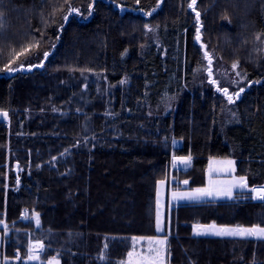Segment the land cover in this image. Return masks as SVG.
<instances>
[{
	"label": "trees",
	"instance_id": "1",
	"mask_svg": "<svg viewBox=\"0 0 264 264\" xmlns=\"http://www.w3.org/2000/svg\"><path fill=\"white\" fill-rule=\"evenodd\" d=\"M70 2L81 14L63 23L64 0H0V68L41 40L13 65L24 70L0 72L10 117L0 120V264H117L128 238L157 235L168 237V264H264V240L193 232L197 223L264 226V202L247 193L167 204L165 231L155 230L160 181L168 193L204 185L211 158H236L249 187L264 185V0H197L199 21L191 0H95L91 15L92 0ZM202 45L252 82L230 121L225 96L192 82L205 67ZM189 154V168H171ZM34 240L45 248L28 260Z\"/></svg>",
	"mask_w": 264,
	"mask_h": 264
},
{
	"label": "snow or ice",
	"instance_id": "2",
	"mask_svg": "<svg viewBox=\"0 0 264 264\" xmlns=\"http://www.w3.org/2000/svg\"><path fill=\"white\" fill-rule=\"evenodd\" d=\"M95 0H92V4L89 5V11L88 14L91 15V7L94 4ZM137 4L139 3V0H136ZM64 3L68 5V11L65 15L62 17L63 23H66L68 21L69 16L71 15H80V9L77 7H71L70 0H64ZM197 3V0H191V3L189 4V8H191L195 12V16L197 21H199L200 13L196 11L195 5ZM159 7V4L157 5ZM139 11H143V9H138ZM156 11V9H152V11L147 12L146 14L148 16H151L153 12ZM2 16V14H0ZM63 23L60 24V28L62 30ZM146 27H148L146 25ZM202 27V25H201ZM152 28H149V31H152ZM196 35L194 36L195 41H201V28H196ZM41 39H43V36H41ZM257 40H260V35L258 34L256 36ZM41 44V40H34L32 42L27 43L24 45L19 52H15L14 57L12 60H10L7 64L4 65L3 68H0V72H16V71H22L25 69L24 63H19L18 66L14 67L13 65L17 64V61L20 60V57H25L32 53L34 49H39ZM264 44V42H262ZM52 47H55L53 44ZM202 47L205 49L203 52L204 58L208 62L207 72L209 75L212 74V62L213 58L211 53L207 51V45H202ZM50 55L49 52L45 51L42 53L43 60H47L48 56ZM43 60L39 65L35 64H28L29 68L34 67H43ZM238 61L233 62L231 64L232 69H236L238 67ZM237 76H240V72H236ZM243 79V77H241ZM213 84H217L216 80L211 81ZM258 82V81H257ZM233 83H238V81H233ZM252 83V82H249ZM218 91L223 92L226 96L229 103H233V94H229V90L227 87L225 88H217ZM244 87H240L239 90L235 91L234 96L236 98L240 97V94L244 91ZM0 116H3L4 118H7L8 113L7 112H0ZM172 143L175 145L177 143L176 140H173ZM67 151V150H66ZM192 161L191 154L187 156H173L172 157V167L176 168H186L190 166ZM235 161L232 160H225L222 162H219L216 166H213L212 164L209 165L208 168V174H209V183L206 187L203 188H195L191 191H173L171 193V197L173 201H179V200H189V201H201L205 198H218V197H226L228 199H232L234 196V192L239 191L240 195L243 197L245 196V193H247L248 199L253 200H259L264 202V185L261 186H252L249 187L248 180L246 176H233L232 179L229 180H213L212 175L213 173L221 174V173H234L235 171ZM166 183V180H161L160 184L161 186H164ZM184 184H188L187 180L183 181ZM161 204H160V197L158 194L157 197V207H156V219H155V230L158 233H162L165 231L164 226V220L162 217V211H161ZM28 209H25L24 219H30L28 215ZM0 223H3L0 221ZM35 223L39 225L40 219H39V213L35 214ZM194 234L195 235H216L220 237H236V238H255L258 240H264V226H261L259 224L253 225L250 227H246L243 225H217L215 222L211 224H200L197 223L194 225ZM130 241L129 248L130 251L126 254V259L118 261L117 264H165L164 262V254L167 251V236H164L163 238L160 237H130L128 238ZM141 241H146L147 248L142 251H137V245ZM45 246L42 242L37 241L36 243L29 245V251L26 253V257L28 260H39L40 256L38 254V250H44ZM104 251L100 253V255L97 257L100 260H106L107 257V249L108 244L105 243L103 245ZM17 260L21 259L20 255H16L15 257ZM46 264H60V260L57 257H52L49 259Z\"/></svg>",
	"mask_w": 264,
	"mask_h": 264
},
{
	"label": "rangeland",
	"instance_id": "3",
	"mask_svg": "<svg viewBox=\"0 0 264 264\" xmlns=\"http://www.w3.org/2000/svg\"><path fill=\"white\" fill-rule=\"evenodd\" d=\"M211 55H212V58H213V62H212V65H211V67H212V74L209 75L208 72H207V70H206L207 67H208V62L205 59V67H204L203 73L200 74L199 76H197V78H195L192 82L195 85V87H199L201 85L204 86L206 84H211L215 90H217L218 87L219 88H225V87L228 88L229 94H233V100H234V102L233 103H229L228 100H227L228 106L226 107L225 110H223V117H224V119L226 121H230V119H232L231 117L234 116V109H233L234 103L240 97H242L243 93L250 87V84L249 83L241 84L242 81L244 82V78L241 79V77H243L242 75H240V76H237L236 75V72H240L238 70V67L236 69H232L231 67L227 66L226 63H224L221 60H219L213 53H211ZM212 80H216L217 81V84H213L211 82ZM233 81H238V83H233ZM240 87H244L245 90L240 94V97L239 98H236L234 96V93H235V91L239 90ZM184 89H189V86L186 84L185 87H184ZM221 93L224 95L223 92H221ZM176 96L175 95H172L171 96L172 98H170V99L167 100L168 101V104L166 106L168 107L171 104L172 105L169 108L165 109L166 111H170L173 108L175 109L176 102H177V100H178V98H179L180 95L178 97H176ZM225 98H226V96H225ZM163 108H165V107H163ZM0 112H6V111H0ZM0 120L6 122L8 124L9 121H10L9 114H8L7 118H4L3 116H0ZM225 160L235 161V165H234L235 171H234V173H231V174H228V173H221V174L213 173V175H212V179L213 180H229V179H232L233 176L239 177L236 174V162L237 161H236V158H234V157H227V158L217 157V158H211L210 159V162H209V165L212 164L213 166H216L219 162H222V161H225ZM209 165H208V168H209ZM171 168L172 169H178L176 167H171ZM208 168H207V174H206L207 177H206L205 184L204 185H201V186H198V187H195V188H203V187H206L208 185V183H209ZM190 190H192V189H190ZM171 193L172 192L168 193V190H167V187H166V183H165L164 186H161V184L159 183L158 194H159V197H160V204L162 206L161 211H162L163 220H164L165 215H166L167 204H169V203H171L173 201L172 200V197H171ZM207 199H218V200H221V199H227V198L226 197L205 198L204 200H207ZM164 223H165V220H164ZM150 237H160V238H163L164 236L163 235H157V236H150ZM34 241L35 242H33V244L37 242L36 240H34ZM141 242L137 245V249H139V251L145 250L147 248V243H145L144 245H142ZM144 242H146V241H144Z\"/></svg>",
	"mask_w": 264,
	"mask_h": 264
},
{
	"label": "crops",
	"instance_id": "4",
	"mask_svg": "<svg viewBox=\"0 0 264 264\" xmlns=\"http://www.w3.org/2000/svg\"><path fill=\"white\" fill-rule=\"evenodd\" d=\"M190 166H191V164H190ZM190 166H188V167H186V168H183V167H181V168H178V169H187V168H189ZM236 174H237V162H236ZM237 176H239V175H237ZM195 188V187H194ZM194 188H180V187H171L170 189H169V193L170 192H173V191H181V192H183V191H191L190 189H194ZM171 190V191H170ZM237 192V191H236ZM236 192H234V194L236 193ZM235 196V195H234ZM228 199V198H227ZM211 200H218V199H207V200H201V201H211ZM221 200H226V199H221ZM201 201H188V200H179V201H172L171 203H169V207H168V209H171L173 206H177V205H180V204H183V203H190V202H201ZM193 232H194V227H193ZM214 236H216V235H214ZM37 241V240H36ZM35 242V241H34ZM146 242H144V241H142L141 242V244L142 245H144ZM137 251H139V249H137ZM169 257V245H168V237H167V251L165 252V254H164V261H165V264H168V258ZM127 258V257H126ZM125 258V259H126ZM124 259V260H125Z\"/></svg>",
	"mask_w": 264,
	"mask_h": 264
}]
</instances>
